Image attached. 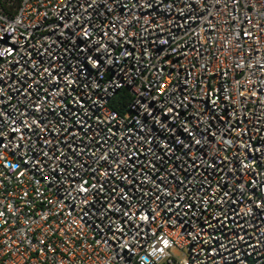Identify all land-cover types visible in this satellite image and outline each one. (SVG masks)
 Returning <instances> with one entry per match:
<instances>
[{
  "label": "built area",
  "instance_id": "obj_1",
  "mask_svg": "<svg viewBox=\"0 0 264 264\" xmlns=\"http://www.w3.org/2000/svg\"><path fill=\"white\" fill-rule=\"evenodd\" d=\"M0 264H264V0H0Z\"/></svg>",
  "mask_w": 264,
  "mask_h": 264
},
{
  "label": "trees",
  "instance_id": "obj_2",
  "mask_svg": "<svg viewBox=\"0 0 264 264\" xmlns=\"http://www.w3.org/2000/svg\"><path fill=\"white\" fill-rule=\"evenodd\" d=\"M129 100H130V94L125 88H123L114 95V97L110 101V106L113 109L121 112L123 111L127 102H129Z\"/></svg>",
  "mask_w": 264,
  "mask_h": 264
},
{
  "label": "rangeland",
  "instance_id": "obj_3",
  "mask_svg": "<svg viewBox=\"0 0 264 264\" xmlns=\"http://www.w3.org/2000/svg\"><path fill=\"white\" fill-rule=\"evenodd\" d=\"M182 252H184V250H182V251H176V255L177 256H182Z\"/></svg>",
  "mask_w": 264,
  "mask_h": 264
}]
</instances>
